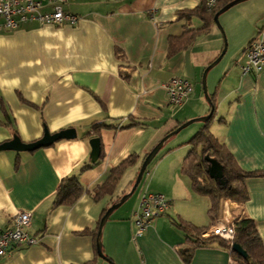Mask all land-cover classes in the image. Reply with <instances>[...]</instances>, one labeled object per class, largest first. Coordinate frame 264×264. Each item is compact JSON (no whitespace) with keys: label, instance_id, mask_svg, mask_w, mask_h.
Wrapping results in <instances>:
<instances>
[{"label":"crops","instance_id":"obj_1","mask_svg":"<svg viewBox=\"0 0 264 264\" xmlns=\"http://www.w3.org/2000/svg\"><path fill=\"white\" fill-rule=\"evenodd\" d=\"M204 2L70 0L64 8L80 18L77 26L28 22L0 32V120L7 112L24 143L40 140L45 129L51 134L70 128L77 132L75 139L34 152H0V230L27 211L32 215L28 231L38 239L0 264H231L230 253L217 244L198 248L186 263L178 251L185 234L171 222L180 219L197 227L214 223L209 198L195 193L181 171L190 149L187 143L202 123L158 154L135 201L129 203L133 194L110 216L100 240L105 258L98 255V235L88 234L99 227L114 200L131 191L144 159L164 137L210 113L202 81L224 49L220 28L214 22L190 47L167 58L170 38L203 26L198 17L180 13ZM219 19L231 55L207 87L217 101L211 131L243 170L264 171V70L242 71L250 43L264 41V10H256V0H248ZM173 77L187 79L194 87L184 104L174 108L165 86ZM94 122L109 127L97 134ZM13 137L12 128L0 124V144ZM97 137L103 157L91 163L90 140ZM132 155L138 160L126 169L115 194L96 201L94 191ZM86 164L92 167L81 171ZM72 175H78L85 193L73 206L55 205L61 181ZM245 186L249 199L242 209L223 201L215 223L244 214L254 219L264 244V177L248 179ZM146 192L162 193L172 204L133 240L132 216Z\"/></svg>","mask_w":264,"mask_h":264},{"label":"trees","instance_id":"obj_2","mask_svg":"<svg viewBox=\"0 0 264 264\" xmlns=\"http://www.w3.org/2000/svg\"><path fill=\"white\" fill-rule=\"evenodd\" d=\"M232 1L233 0H220L214 9L209 10L207 0H205L203 5L195 10L180 13V17L184 18H191L192 16L198 17L203 22V26L201 29L188 28L184 31L182 36L170 38L167 58L170 59L179 52H182L190 47L198 34L210 31L211 26L215 22V15ZM253 41L250 44H252ZM210 97L212 101V107L210 106V108L213 111V115L207 122L201 124L202 126L200 129L188 141L187 144L190 146V149L184 158L181 171L183 175L190 179L192 190L195 193L209 198V216L214 222V225L220 216L223 201L230 200L241 210L243 205L249 199L245 182L248 179L264 177V171L243 170L226 145L212 133V124L217 117V101L215 95H211ZM4 113L5 119L0 120V124L8 128H12L14 136H18L15 131L14 121L10 115L7 114V112ZM137 124L140 123H136L135 125ZM106 127L109 126L104 123L94 122L92 124V130H94L97 134H99L100 131ZM170 139L166 141L160 152L166 148ZM102 157L103 154L101 152L100 158ZM206 157H211L222 165L223 184L210 178L208 171L210 163L207 161ZM137 160V156L132 155L127 161L121 164L118 168L114 169L107 182L94 191V199L96 201H100L106 196L114 195L126 169L135 164ZM91 167L92 165L86 164L82 166L81 171L87 170ZM135 181L133 182V185L135 184ZM84 193L85 188L82 186L78 175L68 176L60 183L54 204L73 206L76 202H78ZM124 195L125 193L115 199L113 204L118 203ZM236 218L237 219L234 223L236 231L234 244L240 245L248 253L249 259L246 260L235 253L232 250L233 245L220 237H203V234L213 225L210 227H197L184 220L172 219V224L185 234V243L180 245L178 249L182 259L186 263H189L194 255V252L198 248L217 244L218 246L226 249L230 253L231 258L237 264H264V244L259 235L256 222L254 219L247 217L244 214H237ZM98 224L100 226V223ZM98 232L99 227L97 226L95 230L88 232V234H94L97 237ZM87 264H97V262L92 261Z\"/></svg>","mask_w":264,"mask_h":264},{"label":"built area","instance_id":"obj_3","mask_svg":"<svg viewBox=\"0 0 264 264\" xmlns=\"http://www.w3.org/2000/svg\"><path fill=\"white\" fill-rule=\"evenodd\" d=\"M70 0H0V32L18 29L22 24L38 22L40 24L77 26L80 18L65 10L64 5ZM220 0H207L209 10L216 7ZM247 62L242 66L243 73L259 74L264 70V41L254 40L246 50ZM171 107H178L190 97L193 84L182 77H173L165 84ZM172 202L158 192H146L140 197L138 209L133 213L135 225L133 240L141 237L147 228L158 218L167 214ZM236 217L232 221L219 220L203 237L217 236L234 244ZM32 215L20 211L12 220L9 228L0 230V259L5 258L23 246H31L38 242L28 229ZM231 264H237L231 258Z\"/></svg>","mask_w":264,"mask_h":264},{"label":"water","instance_id":"obj_4","mask_svg":"<svg viewBox=\"0 0 264 264\" xmlns=\"http://www.w3.org/2000/svg\"><path fill=\"white\" fill-rule=\"evenodd\" d=\"M246 1H248V0H233L232 2L228 3L225 7H223L215 15L214 21H215L216 25L220 28L222 33H223V28H222L220 21H219L220 15L227 12L228 10L233 8L234 6H236L240 3L246 2ZM223 36H224L225 46H224V49H223L221 55L206 68V70L203 74V81H202L203 82V90H204L205 98L211 107H212V101H211V97L208 93L207 76H208L209 71L212 68H214L217 64H219L220 61L222 60V58L224 57V55L226 54L228 44H227V39H226L224 34H223ZM212 115H213V111L211 110V112L206 117H200V118L192 119V120L188 121L187 123H184L183 125L178 127L176 130L169 133L166 137H164L150 151V153L146 156V158L144 159V161L142 163V166H141L140 171L138 173L137 179H136L135 184L133 185L131 191L128 194H125L118 203L113 204L110 208H108L106 213L104 214V216L102 217V219L100 221L99 232H98L97 250H98V255L101 258H105L103 251H102V244L100 241L104 225L106 224V222L108 221L110 216L119 207H121L124 203H126L131 198V196L136 192L137 188L140 186V184L143 180V177H144L149 165L154 161V159L157 157L159 152L163 149L166 141H168L170 138L177 135L184 128L188 127L189 125H191L193 123H205V122H207L212 117ZM76 137H77V132H76V129H73V128L65 129V130H62V131H60L58 133H54V134H51L48 131V129H45L44 136L40 140L35 141L33 143H24L18 136H14L12 140L5 142L3 144H0V152H2V151H15L17 153L34 152V151L39 150L41 148L50 147V146L54 145L55 143H57L61 140H71V139H75ZM90 146L92 149L91 155H90V161H91V163H96L100 159L101 152H102L100 139L98 137L91 139L90 140ZM206 159L210 163V167L208 169L210 178L215 180V181H219V183L223 184L224 181H223V167H222V165L217 160H215L211 157H206ZM232 250L235 253H237L238 255H240L241 257H243L244 259H246V260L249 259L248 253L240 245L233 244Z\"/></svg>","mask_w":264,"mask_h":264},{"label":"rangeland","instance_id":"obj_5","mask_svg":"<svg viewBox=\"0 0 264 264\" xmlns=\"http://www.w3.org/2000/svg\"><path fill=\"white\" fill-rule=\"evenodd\" d=\"M256 10H264V0H256ZM220 21V19H219ZM220 24H221V21H220ZM222 26V24H221ZM223 34L225 35L226 39H227V44H228V47H227V51H226V54L224 55L223 59L221 60V62L215 66L208 74L207 76V87L210 86V88L212 87V83H211V79L212 77L214 76V74L216 73V71H218V69H220L225 63V61H227L228 57L231 55V52H228L229 50V40H228V36L225 32V30L223 29ZM206 117V116H204ZM201 123H193L191 125H189L188 127L184 128L180 133H178L177 135L173 136L172 139L169 141L168 145H170V143H175V142H181V140H183V138L186 137V135L192 131L193 129H196L198 128ZM140 189V188H139ZM138 189V191H139ZM137 194H135L129 201V203H133L135 201V197H136ZM128 204V205H130Z\"/></svg>","mask_w":264,"mask_h":264}]
</instances>
